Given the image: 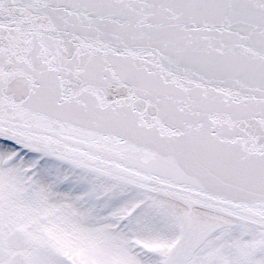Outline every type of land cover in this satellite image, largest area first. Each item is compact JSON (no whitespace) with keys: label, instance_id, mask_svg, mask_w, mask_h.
<instances>
[{"label":"snow or ice","instance_id":"1","mask_svg":"<svg viewBox=\"0 0 264 264\" xmlns=\"http://www.w3.org/2000/svg\"><path fill=\"white\" fill-rule=\"evenodd\" d=\"M0 264H264V0H0Z\"/></svg>","mask_w":264,"mask_h":264}]
</instances>
